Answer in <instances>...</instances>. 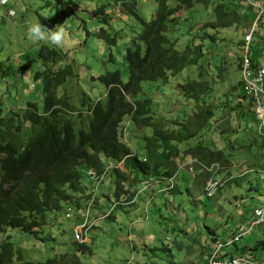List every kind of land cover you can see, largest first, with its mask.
<instances>
[{"label": "rangeland", "instance_id": "374dc122", "mask_svg": "<svg viewBox=\"0 0 264 264\" xmlns=\"http://www.w3.org/2000/svg\"><path fill=\"white\" fill-rule=\"evenodd\" d=\"M106 1L8 0L7 3H0V103L5 110L22 111L27 101H35L39 108L42 106L41 84L33 79L35 72L43 67L38 58L42 46L65 52L62 64L70 65L78 74L77 78L66 83L71 102L78 109L82 96L79 91L89 93L94 99L106 93V87L94 80L98 75L120 69L124 80H128L125 50L130 45V36L138 32L140 25L132 16L126 17L119 6L107 4ZM170 2L173 4V0ZM217 4L205 6L201 3L192 9L180 10L178 20L171 24L168 33L174 40L173 44L180 49L187 45L196 46L201 42L196 37L203 35L204 31L215 35L218 40H207V44L212 40L211 47H208L199 64L171 76L167 83L144 81L142 86L145 95L154 100L156 117L161 123L179 129L180 124L194 118L199 107L194 101L183 99L176 86L200 78V64H205L209 70L206 76L210 78V88L213 90L209 101L219 116L216 127L206 131L202 140L213 149L221 148L228 155L233 154L230 157L233 162L218 164V177L210 175L205 184L200 181L198 185L188 171V165H185L186 168H182L176 176L182 193L172 195L165 192L169 190L168 187L163 192L161 189L155 192L151 185L146 184V187L139 188L138 198L135 203L132 202L134 204H125V208L120 209L112 205V200L118 199L112 193L111 176L107 174L104 177L96 193L90 188L91 181L86 175V193L80 199L79 207L73 203L62 212L50 214L35 236L9 228L8 233L13 235L16 246L25 252L28 259L37 263L53 258L56 264H207L212 239L227 241L233 235H228L230 230L238 222L247 221L242 219L244 214L253 213L256 205L264 204V139L257 134L253 122L255 114L249 113L252 109L249 100L240 98L244 95L239 86L243 81L239 64L241 54L244 56L240 43L257 18L250 14L249 6L242 0L243 8L238 9L244 13L242 23L213 29L209 24L216 21ZM102 5H106L105 14L112 16V28L104 25L92 13ZM156 6L157 0H137V12L147 21L154 17ZM36 20L48 28L62 24L66 31L63 43L55 46L30 42L25 35L26 25ZM119 20H125L120 27L116 24ZM101 28L107 29L110 36H115V43L104 41L97 35ZM258 29L260 33L256 32V44L264 48V17L258 21ZM261 55V62H264V51ZM221 59H224L220 65L223 77L217 76V63ZM260 66H264V63ZM234 97L242 107L232 102ZM217 99L220 101L217 102ZM224 103L237 111L224 108ZM244 110L245 116L241 113ZM231 111L233 114L229 116L228 112ZM74 116L79 118V112H75ZM177 120L180 122L176 123ZM121 131L122 139L136 150L143 143V135L151 129L133 126L127 117ZM198 141L191 142L197 144ZM229 142L235 143L234 150L227 147ZM118 166L123 167V163H118ZM194 169L196 173L197 166ZM211 178L220 179L221 185L209 198L204 194ZM236 180L239 182H234ZM93 198L94 202L90 201ZM121 199L125 201L126 197ZM110 216L114 218L111 220ZM84 225L89 228L86 229ZM82 228L83 239L78 240L75 232ZM5 236L3 234L0 239ZM258 241H264V225L235 246L254 248ZM78 242L85 244V247H79ZM168 246L169 249L165 248ZM154 248L158 249L154 251ZM257 251L260 252V249ZM245 254L250 256L253 253Z\"/></svg>", "mask_w": 264, "mask_h": 264}, {"label": "trees", "instance_id": "16d2710c", "mask_svg": "<svg viewBox=\"0 0 264 264\" xmlns=\"http://www.w3.org/2000/svg\"><path fill=\"white\" fill-rule=\"evenodd\" d=\"M241 1L173 0L171 4L170 0H157L155 15L147 21L137 12V0H107V4L119 6L126 17L132 16L140 25L138 32L130 36V45L125 50L129 77L125 81L120 69L98 75L94 80L106 87V93L94 99L89 93L78 90L82 95L79 109L73 106L66 90V83L77 78L78 74L70 65L62 64L65 52L47 46L39 49L38 58L43 67L35 72L33 79L41 84L42 106L39 108L35 101H27L22 111H16L5 110L0 103V237L6 234L4 239H0V264H56L53 258L37 263L28 259L25 252L16 246L13 235L8 233L9 228L35 236L50 214L62 212L73 203L79 207L80 199L86 193L84 178L89 171H96L101 180L107 174L111 176L112 193L118 199L114 201L112 198V205L120 209L125 208V204H134L139 188L146 187V184L151 185L155 192L159 189L163 192V188L167 187L165 181L178 175L183 165L191 159H197L207 168L213 164L233 162L230 158L233 154L228 155L221 148L213 149L202 140L206 131L216 127L219 116L209 101L213 90L210 88V78L206 76L209 70L205 64H200V78L176 86L183 99L194 101L199 107L194 118L180 124L179 129L166 127L156 117L154 100L145 95L142 83L159 80L167 83L171 76L199 64L208 47H211L212 40H218L215 35L204 31L203 35L196 37L201 39L196 46L176 47L168 33L171 24L178 20L180 10L192 9L201 3L205 6L219 3L215 6L216 21L209 26L213 29L226 28L233 23H242L244 13L238 11L243 8ZM244 1L251 10L250 14L257 18L248 0ZM106 5L92 10V13L100 22L112 28V16L105 14ZM124 21L119 20L116 24L120 27ZM97 35L104 41L115 43V36H110L107 29H99ZM209 38L212 40L207 44ZM256 41L257 36L250 47L254 70L260 66L264 51ZM240 46L243 51L244 41ZM243 59L241 54L240 71ZM222 62L224 59L217 63L219 77H223ZM243 83L239 84L244 95L240 98L246 99ZM232 100L240 106L238 99L234 97ZM224 105V108L237 111L226 103ZM232 111L228 112L229 116L233 114ZM75 112H79V118L74 116ZM241 113L245 116V110ZM249 113L254 114L252 109ZM127 117L133 126L151 129L143 135V143L136 150L122 139L121 125ZM253 122L257 130L256 116ZM192 140L199 141L193 144ZM231 144L226 145L234 150L235 146ZM120 162L123 167L118 166ZM198 167L199 178L194 180L197 185L201 182L205 184L211 174ZM92 177H89V186L97 193ZM101 184L102 181L99 187ZM135 186L138 187L132 190ZM165 192L177 194L182 190H179V183L175 180ZM90 195L93 197L92 193ZM123 197H126L125 201L120 200ZM262 207L264 204H259L254 209ZM113 218L109 217L111 220ZM215 240L212 239L210 247L216 244ZM77 244L85 247V244ZM263 244L264 241L254 248H245L241 254L261 250ZM165 248L169 249V246ZM180 249L184 250L183 247Z\"/></svg>", "mask_w": 264, "mask_h": 264}, {"label": "built area", "instance_id": "2783aa9c", "mask_svg": "<svg viewBox=\"0 0 264 264\" xmlns=\"http://www.w3.org/2000/svg\"><path fill=\"white\" fill-rule=\"evenodd\" d=\"M4 4V3H1ZM248 4L255 10L257 14V19L253 27L246 34L244 41V59L241 63L242 66V75H243V86L244 93L247 99L252 103L255 101L256 104H252L253 107L256 108L255 116L257 119V132L260 137L264 138V66H259L258 69L254 70L252 62L250 60L251 54V45L255 41L256 32L258 31V21L261 20V17L264 16V0H248ZM191 164V165H190ZM189 169L192 173H195L194 165L201 166L202 169L208 171L211 175L218 177L217 173L219 170L218 164H213L215 168L212 166L207 168L204 165H201L197 159H193L191 163H187ZM177 175H175L176 177ZM172 180V179H171ZM221 185V180L218 178H211L206 187V194L208 196L212 195V190L215 192L216 187ZM208 192V193H207ZM94 202V200H90ZM93 204V203H92ZM91 205L87 207L90 208ZM86 209V210H87ZM85 210V211H86ZM264 225V207L256 208L253 213H251V217L247 219V221L239 222V226L234 231L232 240L228 239L224 242H217L210 254L208 256L207 264H264V257L257 258L249 255H234L229 257L225 255L227 248H233L236 243H239L245 236L254 232V230L258 227ZM84 227H86L84 225ZM83 227V228H84ZM79 230V232H75V238L78 240L83 239V230ZM89 227H86L88 229ZM219 246L220 250L214 251L213 248ZM225 255V257L223 256ZM221 260L222 262H220Z\"/></svg>", "mask_w": 264, "mask_h": 264}, {"label": "clouds", "instance_id": "9594fccd", "mask_svg": "<svg viewBox=\"0 0 264 264\" xmlns=\"http://www.w3.org/2000/svg\"><path fill=\"white\" fill-rule=\"evenodd\" d=\"M7 2L8 0H0V3H7ZM25 35L26 38L34 44L45 43V44L60 46L65 40L66 31L62 24H58L54 28H48L44 24H42L40 20H36L29 22L26 25ZM227 249H232V248H227ZM250 256L253 257L254 255H250Z\"/></svg>", "mask_w": 264, "mask_h": 264}, {"label": "bare ground", "instance_id": "6f19581e", "mask_svg": "<svg viewBox=\"0 0 264 264\" xmlns=\"http://www.w3.org/2000/svg\"><path fill=\"white\" fill-rule=\"evenodd\" d=\"M249 103L251 104V108H252V110H253V112H255L256 111V108L255 107H253V105L252 104H256V102L255 101H252V103L249 101ZM255 114V113H254ZM259 136V135H258ZM260 137V136H259ZM261 138H263V137H261ZM264 139V138H263ZM188 163V162H187ZM185 164V163H184ZM186 166H187V164H185ZM185 165H183V168H186V166ZM194 166H197V169H199L198 168V165H194ZM194 166H193V168H194ZM187 169H188V171L191 173V174H194V173H192L191 171H190V169H189V166H187ZM97 172L96 171H89V172H87V176L88 177H90V176H92L93 175V182L94 183H96V186H95V188H96V190H98V188H99V185H100V183H101V179H100V177L96 174ZM210 174V173H209ZM102 179H104V177L102 178ZM172 179V180H171ZM175 180H176V182H177V177H172V178H170V180L169 181H165L166 182V184H167V187L170 189V187L175 183ZM166 189H164L163 188V190L162 191H165ZM213 193H214V191L212 190V195H210V196H208L209 198L211 197V196H213ZM243 221H246V220H243ZM234 234V233H233ZM232 237H233V235L229 238V239H231L232 240ZM237 244V243H236ZM235 244V245H236ZM216 244H214V246H215ZM213 246V247H214ZM214 249V251H216V250H220V248H219V246H217V247H215V248H213ZM210 253V252H209ZM239 255H245V254H239ZM239 255H237V256H239ZM263 258V257H262ZM220 262H222L221 260H219Z\"/></svg>", "mask_w": 264, "mask_h": 264}, {"label": "crops", "instance_id": "0c3cea01", "mask_svg": "<svg viewBox=\"0 0 264 264\" xmlns=\"http://www.w3.org/2000/svg\"><path fill=\"white\" fill-rule=\"evenodd\" d=\"M261 63H264V62H261ZM245 169V168H244ZM242 171V170H241ZM243 172V171H242ZM242 175V174H241ZM196 178H199V176H198V173H195V174H193V180L194 179H196ZM192 180V181H193ZM179 183V182H178ZM204 184V183H203ZM258 185V184H257ZM167 186V185H166ZM138 198V197H137ZM256 207V206H255ZM251 211L249 212V213H247V214H244V216L242 217V219H249L250 217H251ZM237 227V226H236ZM236 227H234L233 229H231L230 230V232L228 233V235H231L232 233H234V231H235V228ZM246 237V236H245ZM244 237V238H245ZM225 238H227V237H225ZM243 238V239H244ZM242 239V240H243ZM241 240V241H242ZM217 242V241H216ZM259 242H263V241H258V242H256L255 243V245H257V243H259ZM254 245V246H255ZM264 245V244H263ZM210 248H212V246L210 247ZM245 248H252V247H249V246H244L243 248H239V246L237 245V246H235L234 248H232V249H227L226 250V253H225V255H227V256H229V257H232V256H234V255H238V254H241V252H242V250L243 249H245ZM253 254L255 255V257H257V258H262V257H264V248H262L261 250H260V252H253ZM225 255H223L224 257H225ZM246 255V254H245Z\"/></svg>", "mask_w": 264, "mask_h": 264}]
</instances>
